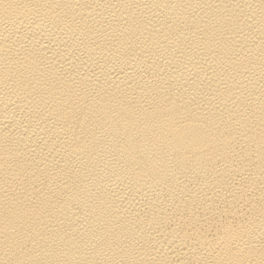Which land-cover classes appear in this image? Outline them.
I'll list each match as a JSON object with an SVG mask.
<instances>
[{"label": "bare ground", "instance_id": "bare-ground-1", "mask_svg": "<svg viewBox=\"0 0 264 264\" xmlns=\"http://www.w3.org/2000/svg\"><path fill=\"white\" fill-rule=\"evenodd\" d=\"M0 264H264V0H0Z\"/></svg>", "mask_w": 264, "mask_h": 264}]
</instances>
